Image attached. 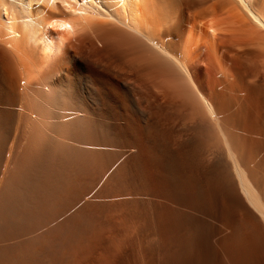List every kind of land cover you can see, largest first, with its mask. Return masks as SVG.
<instances>
[{
	"label": "bare ground",
	"instance_id": "6f19581e",
	"mask_svg": "<svg viewBox=\"0 0 264 264\" xmlns=\"http://www.w3.org/2000/svg\"><path fill=\"white\" fill-rule=\"evenodd\" d=\"M0 264H264V0H0Z\"/></svg>",
	"mask_w": 264,
	"mask_h": 264
}]
</instances>
